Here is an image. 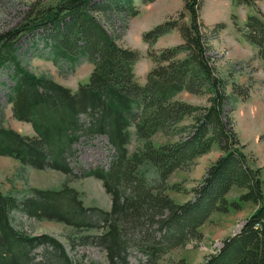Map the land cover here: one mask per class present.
<instances>
[{
	"label": "trees",
	"instance_id": "trees-1",
	"mask_svg": "<svg viewBox=\"0 0 264 264\" xmlns=\"http://www.w3.org/2000/svg\"><path fill=\"white\" fill-rule=\"evenodd\" d=\"M200 5L201 0H185L189 23L184 22L187 15L182 11L143 34L150 47L174 29L183 39L178 45L149 51L155 66L145 83L138 81L134 71L140 52L120 45L92 14L114 6L131 10L130 14L136 16L139 10L133 0H58L50 5L38 0L16 27L0 35V67L13 66L14 71L15 85L10 94L14 115L29 122L35 132L30 136L0 126V155L36 169L51 167L68 174L71 169L67 155H71L81 133L104 135L114 149L109 169L98 167L85 173L101 179L112 197L111 210H100L99 219L107 230L91 237L105 249L110 264H129L126 250L130 232L141 235L138 244L146 253L144 264H162L159 259L168 250L202 239L200 228L214 213L238 212L247 204L255 209L244 225L202 264H264L262 167L249 164L232 110L226 108L229 96L221 80L213 75L209 48L203 41ZM40 29L56 60L65 58L75 65L87 58L93 63L89 81L81 83L77 91L45 75L32 74L19 61L17 41ZM240 30L264 59V13L248 15ZM182 91L210 94L209 105L178 99ZM187 118L193 121L184 124ZM158 132L176 140L156 146L152 138ZM133 137L143 141V147L131 153L128 146ZM214 146L222 154L209 166L201 184L192 189L194 199L176 202L165 190L179 187H163L166 179ZM234 187L245 191L230 200ZM21 202L0 189V264H25L23 258L28 251L14 250L15 240H28L32 246L35 242L54 245L64 257L60 264H84L71 261L51 236L25 237L15 229L10 215L23 205L32 215L76 226L93 225L84 214L93 208L83 207L74 189H36ZM169 264L188 262L181 258Z\"/></svg>",
	"mask_w": 264,
	"mask_h": 264
},
{
	"label": "rangeland",
	"instance_id": "rangeland-1",
	"mask_svg": "<svg viewBox=\"0 0 264 264\" xmlns=\"http://www.w3.org/2000/svg\"><path fill=\"white\" fill-rule=\"evenodd\" d=\"M36 1L38 0H0V35L16 27ZM40 1L42 5H50L58 0ZM96 1L102 3L104 0ZM133 5L139 10L136 16L130 14L131 10L114 6L92 11V14L110 35L117 38L120 45L140 52L134 71L138 81L145 83L148 72L155 66L149 51L178 45L183 39L178 29H174L160 36L150 47L143 34L171 16L178 17L182 11L187 15L184 22L189 23L190 18L185 10V0H153L148 3L133 0ZM258 12L264 13V0H253L250 4L237 3L235 0H201L200 5V19L203 22L201 30L203 41L209 48V64L213 67V75L221 80L222 87L224 86L229 96L226 108L232 110L235 128L245 144L244 151L249 164L254 168L262 167L264 188V59L259 54V48L248 41L243 30H240L248 15ZM42 34L40 29L26 33L17 41L15 47L19 61L32 74L45 75L72 91H77L81 83L89 81L93 63L87 58L75 65H71L65 58L56 60L51 46L46 45ZM13 73V66L0 67V126L33 136L35 132L32 125L18 120L14 115L13 104L10 102L12 87L15 85ZM245 91L246 97L243 96ZM209 97L208 93L194 94L188 91H182L177 96L178 99L199 106L209 105ZM192 121V118H187L183 123ZM170 136L158 132L152 141L158 146L176 140V137ZM128 147L132 153L143 147V141L133 137ZM113 154L114 149L106 136L81 133L79 140L73 144L71 155H67L71 169L68 174L51 167L36 169L14 157L0 155V189L3 193L15 195L20 204L24 198L36 193V189L61 190L68 187L76 191L77 199L83 207L93 208L84 213L93 225L76 226L65 220L29 214L22 205L10 213L15 229L25 237L48 235L55 238L74 263L110 264L105 249L91 237L107 230L105 222L99 219L100 210H111L112 197L101 179L86 176L85 173L98 167L109 169ZM221 154L219 147L214 146L190 166L173 172L163 187L177 185L179 189L166 188L165 192L178 203L194 199L192 189L201 184L207 169ZM244 191L234 187L229 194L230 200L237 199ZM254 209V205L247 204L238 212L214 213L200 228L202 239H192L185 245L168 250L160 257V263L169 264L186 258L188 264H202L210 254L222 247L228 236L241 229ZM128 237L130 240L126 252L129 264H144L146 253L138 244L140 233L130 232ZM13 248L28 251L23 258L25 264H60L64 259L59 255L60 248L47 243L36 245L35 242L32 246L28 240H15Z\"/></svg>",
	"mask_w": 264,
	"mask_h": 264
}]
</instances>
